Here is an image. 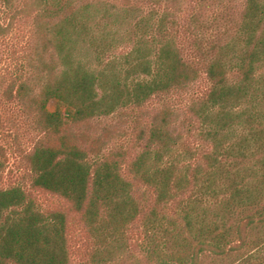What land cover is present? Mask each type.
Here are the masks:
<instances>
[{
  "label": "trees",
  "instance_id": "1",
  "mask_svg": "<svg viewBox=\"0 0 264 264\" xmlns=\"http://www.w3.org/2000/svg\"><path fill=\"white\" fill-rule=\"evenodd\" d=\"M63 1H27L51 24L38 26L26 64L15 65L8 79L0 73V107L15 102L33 119L39 132L27 155L33 185L80 215L94 244L90 264L124 262L127 233L137 222L139 246L155 264H199L202 254L223 257L247 244L244 231L256 214L264 221V206L235 227L229 220L264 196V0H243L230 24L192 37L191 52L170 13L156 21L141 17L131 48L106 59L119 38L95 29L100 16L114 25L137 8L123 15L106 3ZM10 30L0 21V40ZM201 76L208 87L177 130L179 109L169 99ZM154 98L169 104L139 131L140 149L128 163L121 151L105 152V142L87 144L71 132L139 111ZM192 132L202 142L198 153L186 141ZM67 231L65 213L42 210L19 185L0 188V264H70ZM241 258L264 264L258 253Z\"/></svg>",
  "mask_w": 264,
  "mask_h": 264
},
{
  "label": "rangeland",
  "instance_id": "2",
  "mask_svg": "<svg viewBox=\"0 0 264 264\" xmlns=\"http://www.w3.org/2000/svg\"><path fill=\"white\" fill-rule=\"evenodd\" d=\"M27 1L29 0H12L10 7L0 4V21L4 25H9L11 29L7 37L0 40V73L3 79H8L11 72L14 74L15 65L26 64V56L38 26L51 24L49 19L43 18L41 7L35 8ZM85 1L94 4L106 3L108 11L113 14L124 15V9L137 8L138 10L137 13L124 18L122 23L117 22L114 25L111 22L112 18L100 16L99 24L95 29L98 31H101L103 27L110 29L117 32L119 38L116 47L106 54V59L108 56H118L131 48L135 39L134 25L138 19L153 14L156 21L164 13H170L174 26L172 29L191 52L193 51L191 38L200 36L202 33L209 37L218 28L222 29L225 23L230 24L231 20L236 19V12L243 0H72V4L79 5ZM66 2L68 1H63L65 4ZM24 3L26 7H23ZM21 9L24 11L22 12ZM90 56L93 57L94 53L91 52ZM207 87V81L201 76L190 89L173 95L169 99L170 103L175 104L179 109L178 118L175 121L177 130H181L180 121L187 106L202 96ZM166 104H169L168 100L154 98L139 111L132 109L122 111L113 116L92 121L88 125L76 127L74 130L71 129V132H74L75 138L87 141V144L91 141L94 144L105 142V152L121 151L125 163H128L140 149L139 141H137L139 131L146 130ZM185 114L188 115L187 112ZM0 116V145L3 147L4 163L0 171V188L19 185L42 210L65 213L70 264H90L94 244L80 215L72 211L70 203L64 198L33 185V173L27 161L28 153L39 138L33 119L15 102L1 106ZM194 133L185 136L186 141L192 147H196L198 153L202 142ZM258 203L259 206H251L244 213L235 214L229 222L235 227L246 213H254L256 208L261 210L259 207L264 206V196L258 200ZM218 206L220 205L215 203L212 205L213 208H219ZM253 221L244 231L247 244L245 243L241 248L235 247L230 254L223 257L202 254L199 264H248L245 258L241 257L254 253L264 257V221H260L257 214ZM142 236L141 226L137 222L127 233L128 249L124 255L125 261L119 264H132V256L133 264H155L153 253L139 246ZM238 241L235 237L233 245H238Z\"/></svg>",
  "mask_w": 264,
  "mask_h": 264
}]
</instances>
